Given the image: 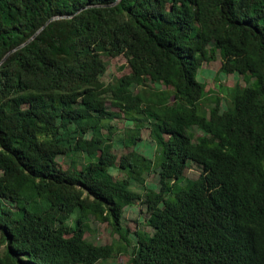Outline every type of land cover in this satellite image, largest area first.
Segmentation results:
<instances>
[{"label":"trees","instance_id":"trees-1","mask_svg":"<svg viewBox=\"0 0 264 264\" xmlns=\"http://www.w3.org/2000/svg\"><path fill=\"white\" fill-rule=\"evenodd\" d=\"M217 52L248 82L206 108L197 72ZM117 54L129 69L106 81ZM114 116L130 122L118 136ZM146 127L151 157L135 149ZM152 169L157 189L131 186ZM136 200L151 231L132 240L120 220ZM90 219L118 236L87 238ZM0 232V264L130 246L118 264H264V0H0Z\"/></svg>","mask_w":264,"mask_h":264},{"label":"rangeland","instance_id":"rangeland-1","mask_svg":"<svg viewBox=\"0 0 264 264\" xmlns=\"http://www.w3.org/2000/svg\"><path fill=\"white\" fill-rule=\"evenodd\" d=\"M105 61V72L102 75V78L106 81L114 80V78L123 72L128 71L129 68L126 67L125 64V57L121 54L113 55V56H102ZM198 78L205 83L204 88L206 89V96L204 97V104L206 108L209 107V104L213 103L209 101L210 97L213 93H216L220 96L221 107H225L226 98H228V89L229 87L233 86L236 83L245 84L248 80L244 79V77L235 72L228 69H221L220 68V56L219 53H215V57L211 60H203L198 67L197 72ZM106 105L110 109H115V106L110 104L108 99L105 100ZM110 122L115 125L116 133L115 135H120L122 128L124 125H129L130 122L114 116ZM193 134V139L199 134L202 133L201 129L197 127H193L191 129ZM141 138L135 144L136 151L144 154L149 155L151 157L153 155V151L155 150V142L151 138L148 128H142L140 130ZM114 150L116 153H120L121 151L125 150L122 145L114 146ZM58 161L63 165L66 166L69 163V159L65 157H58ZM112 172L116 177H121L124 173L120 172L116 167L112 169ZM200 172V167H198L195 163L189 161L187 162V166H185L184 173L187 177L195 178L198 176ZM144 183H140L137 181H133L131 186L136 190L142 192L146 187H150L153 189L158 188L159 183V176L157 171L152 169L151 171H146ZM148 215V210L144 203L140 200H136L131 204H127L123 208V215L120 220V224L123 228L126 229L127 236L134 240L135 230H147L151 231V228L145 222V218ZM89 230H85V235L87 238L96 241L97 243H107L110 242L113 237H117L118 233L111 230V226L106 222H100L94 219H90L89 221ZM7 245V241L4 239L3 234L0 232V251H4ZM131 247V246H130ZM130 247L126 252H120L116 255L108 257L103 262H98L97 264H118V262H124L128 260Z\"/></svg>","mask_w":264,"mask_h":264},{"label":"water","instance_id":"water-1","mask_svg":"<svg viewBox=\"0 0 264 264\" xmlns=\"http://www.w3.org/2000/svg\"><path fill=\"white\" fill-rule=\"evenodd\" d=\"M52 17H55V16L53 15V16L49 17V18L47 19V21H49V19L52 18ZM47 21H46V22H47ZM46 22H45V23H46ZM42 26H43V25H42ZM42 26H41V27H42ZM41 27H40V28H41ZM40 28H39V29H40Z\"/></svg>","mask_w":264,"mask_h":264}]
</instances>
